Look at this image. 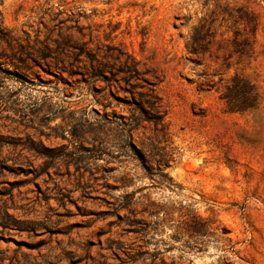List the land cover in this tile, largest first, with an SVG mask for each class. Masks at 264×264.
I'll use <instances>...</instances> for the list:
<instances>
[{"label":"rangeland","instance_id":"rangeland-1","mask_svg":"<svg viewBox=\"0 0 264 264\" xmlns=\"http://www.w3.org/2000/svg\"><path fill=\"white\" fill-rule=\"evenodd\" d=\"M0 264H264V0H0Z\"/></svg>","mask_w":264,"mask_h":264},{"label":"trees","instance_id":"trees-1","mask_svg":"<svg viewBox=\"0 0 264 264\" xmlns=\"http://www.w3.org/2000/svg\"><path fill=\"white\" fill-rule=\"evenodd\" d=\"M199 52L200 51H198V50H194L192 53L198 54ZM124 66H125V69L122 70V72H124L125 74H131L133 72L132 68H130V66L127 63L124 64Z\"/></svg>","mask_w":264,"mask_h":264}]
</instances>
